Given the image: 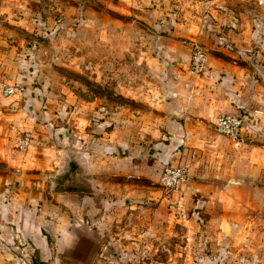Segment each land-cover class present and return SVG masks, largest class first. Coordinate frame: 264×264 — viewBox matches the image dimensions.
I'll list each match as a JSON object with an SVG mask.
<instances>
[{
    "label": "rangeland",
    "instance_id": "rangeland-1",
    "mask_svg": "<svg viewBox=\"0 0 264 264\" xmlns=\"http://www.w3.org/2000/svg\"><path fill=\"white\" fill-rule=\"evenodd\" d=\"M10 11L17 15L12 26L32 32L8 35L17 48L8 61L0 59V107L17 114L16 128L3 138L10 167L18 169L24 158L34 162L23 168L27 180H6L23 191L21 200H10L19 210L13 208L11 216L23 221L38 215L52 227L41 228L48 241L43 261L0 248V264H264V219L253 221L250 197H227L224 210L205 208L204 196L186 200L183 190L160 184L163 166L155 146L162 142L168 164L183 166L189 178L204 171V126L213 137L223 136L204 116L192 129L189 122L183 125L189 110L174 102L175 85L185 78L189 89L191 79L206 72L207 62L198 74L189 73L187 63L195 44L208 54L207 38L246 46L243 58L264 68V5L26 0ZM23 48L24 68L18 60ZM6 86L15 88L12 95L3 96ZM188 99V108L196 107ZM25 135L32 146L20 149ZM106 143L117 147L115 157ZM51 145L65 148L66 156L47 167ZM5 170L0 163V172ZM222 216L234 232L246 221L244 235L216 240L213 230Z\"/></svg>",
    "mask_w": 264,
    "mask_h": 264
},
{
    "label": "crops",
    "instance_id": "crops-1",
    "mask_svg": "<svg viewBox=\"0 0 264 264\" xmlns=\"http://www.w3.org/2000/svg\"><path fill=\"white\" fill-rule=\"evenodd\" d=\"M21 2H26V0H0L1 61L3 59L8 61L5 58L8 59V56H10L9 53L12 52V47L17 48L16 45L11 44V39L8 40V35L18 31L21 35L28 37L27 34L32 32V28L24 27L26 28L25 30H18L10 23H16L17 19V15L10 11L11 7L15 8ZM5 21H8L10 25L6 24ZM238 30L239 36H243L244 31H242V28L239 27ZM222 36L224 37L225 34ZM19 38L21 39L20 36ZM204 41L208 50L206 72L198 78H192L189 89L184 87L185 78L183 81L180 80L179 83H176L177 85L174 88L173 94L176 95L174 102L184 103L186 110H189L184 113L187 119L183 120V125H187V122H189L192 129V125L199 121L197 116H204V120L212 122L216 115L230 113L241 115L246 119L247 131L244 142L233 143L221 136V138L219 136L213 137L211 130L204 126V171H200L195 177L190 176L182 188L183 197L187 200L194 196H204L205 208L219 206L223 210L225 209L224 202L228 199L227 197H250L248 208L251 211L249 212L254 215L255 220L253 221L259 223L261 219H264V68L258 62L252 61L255 63L252 65L251 57H249L248 62L243 58L247 56L245 52L249 50L246 46L242 47L239 44L217 45L209 38ZM28 42L30 40L26 38V48ZM24 51L25 48L22 49L21 57L18 59L22 68L26 66L27 62ZM17 74L21 76L19 73ZM190 92H197L199 95L194 97L193 93ZM188 98L191 99V103L195 104L196 107L191 106L188 108ZM33 101L32 103H35ZM0 106H2L1 102ZM16 116L17 114L4 112L2 107H0V163L4 162L6 165V170L3 173L0 172V248L3 251H8L10 255L13 254L12 250L14 252L21 250L26 255L25 257L28 256L29 258L37 254L39 260L43 261L48 241L42 235L41 228L52 227L50 225L51 222L48 219H42L38 215L35 216L34 220H19V214H16L15 219H12L11 210L14 208L17 213L19 210L16 207L17 205H14L10 200H21L23 191L16 188L14 184L5 185L6 180L10 182L27 180L21 176L22 173H28L23 168L34 165V162L32 163L31 160L26 158L20 161L21 166L18 169L14 168L15 166L10 167L8 163V156L5 150L8 148L6 144L8 139L3 138V133L5 130L8 132L16 128ZM23 123L26 126L29 125L25 122ZM31 125L34 126L35 124ZM31 125L29 126L31 127ZM181 131L185 133L183 127ZM31 141L30 139L29 143ZM98 142L99 140L96 141V143ZM106 145L107 149L110 148L111 158L115 157L113 153L117 147L112 145V143H106ZM30 146L32 145L30 144ZM155 146L159 149V152H156L159 162L157 164L159 167L160 164L164 167L165 163H168L170 156L163 149L164 145L162 142H156ZM51 147L54 149L50 151L51 161H46L47 167L50 164L52 166L54 160L58 159L60 155L63 158L66 156L65 148L54 145H51ZM37 151L40 152L38 148ZM37 155L40 156V153ZM118 159L123 160L122 158ZM14 170H18L19 174H16ZM192 172L191 170L190 174ZM114 179H116L114 176L110 178L111 181ZM37 184L40 185L39 182ZM107 187L109 188L110 185ZM25 190L27 189L25 188ZM35 192L37 193V191ZM223 220L224 216L217 222V227L213 230L216 240H220L226 234H232V232L233 238H241L244 235V230L242 229L246 221L239 226L237 232H234L227 225L228 223ZM17 239L22 245L19 244Z\"/></svg>",
    "mask_w": 264,
    "mask_h": 264
},
{
    "label": "built area",
    "instance_id": "built-area-1",
    "mask_svg": "<svg viewBox=\"0 0 264 264\" xmlns=\"http://www.w3.org/2000/svg\"><path fill=\"white\" fill-rule=\"evenodd\" d=\"M256 5H264V0H252ZM192 53L188 59L187 71L192 74H198L205 71L207 55L203 48L195 44ZM13 86L2 87L3 96H10L14 93ZM214 131L227 138L233 143H242L245 141L247 123L246 119L237 114L223 113L216 115L211 122ZM29 145V137L23 136L18 140L17 146L20 149H26ZM189 177L187 170L181 165H170L165 163L160 173V184L169 190L180 193L183 186L187 183Z\"/></svg>",
    "mask_w": 264,
    "mask_h": 264
},
{
    "label": "trees",
    "instance_id": "trees-1",
    "mask_svg": "<svg viewBox=\"0 0 264 264\" xmlns=\"http://www.w3.org/2000/svg\"><path fill=\"white\" fill-rule=\"evenodd\" d=\"M35 105V103H32V101H26V103H25V106H26V108L28 109V108H30V106H34ZM58 190H60V189H58ZM63 190H66V191H71V188H69V187H67V188H65V189H63Z\"/></svg>",
    "mask_w": 264,
    "mask_h": 264
}]
</instances>
